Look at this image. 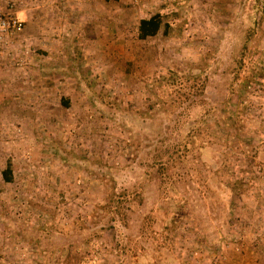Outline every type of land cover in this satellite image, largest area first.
<instances>
[{
    "label": "rangeland",
    "instance_id": "374dc122",
    "mask_svg": "<svg viewBox=\"0 0 264 264\" xmlns=\"http://www.w3.org/2000/svg\"><path fill=\"white\" fill-rule=\"evenodd\" d=\"M0 264H264V0H0Z\"/></svg>",
    "mask_w": 264,
    "mask_h": 264
},
{
    "label": "trees",
    "instance_id": "16d2710c",
    "mask_svg": "<svg viewBox=\"0 0 264 264\" xmlns=\"http://www.w3.org/2000/svg\"><path fill=\"white\" fill-rule=\"evenodd\" d=\"M163 24L164 21L161 14H155L150 18L141 19L139 24V37L141 39H146L148 37L155 36L161 30ZM2 174L5 181H12L13 177L10 167L5 169Z\"/></svg>",
    "mask_w": 264,
    "mask_h": 264
},
{
    "label": "built area",
    "instance_id": "2783aa9c",
    "mask_svg": "<svg viewBox=\"0 0 264 264\" xmlns=\"http://www.w3.org/2000/svg\"><path fill=\"white\" fill-rule=\"evenodd\" d=\"M14 27H16L17 26V23L16 22H14ZM21 28V25H20V23H18V29H20Z\"/></svg>",
    "mask_w": 264,
    "mask_h": 264
}]
</instances>
